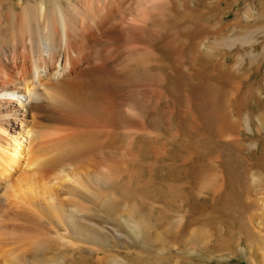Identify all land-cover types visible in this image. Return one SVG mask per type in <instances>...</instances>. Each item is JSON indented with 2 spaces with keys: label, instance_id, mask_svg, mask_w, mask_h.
Instances as JSON below:
<instances>
[{
  "label": "rangeland",
  "instance_id": "rangeland-1",
  "mask_svg": "<svg viewBox=\"0 0 264 264\" xmlns=\"http://www.w3.org/2000/svg\"><path fill=\"white\" fill-rule=\"evenodd\" d=\"M85 1L0 0V34L9 13L28 22L29 5L45 3L50 10ZM111 2L97 6L102 15L116 14V69H124L131 89L122 90L117 103L150 125L136 139L141 129L135 122L120 128L131 137L117 150L125 166L116 181V203L122 200L117 211L135 206V218L144 223L131 233L105 208L107 228L133 239L123 245L116 235L108 257L116 264H264V0H115L109 8ZM0 46V74L10 77L13 63L3 57L1 39ZM133 76L145 83L132 88ZM198 90L216 97L214 117L208 118ZM51 115L38 108L30 116L46 139L61 124ZM136 141L148 153L135 168ZM133 167L134 178H125ZM3 209L5 218L13 216ZM159 230L165 234L156 242ZM19 236L0 235V264L12 254L27 261L25 244L32 239ZM85 246L95 251L97 245ZM94 255L85 251V259L70 264H93Z\"/></svg>",
  "mask_w": 264,
  "mask_h": 264
},
{
  "label": "bare ground",
  "instance_id": "bare-ground-1",
  "mask_svg": "<svg viewBox=\"0 0 264 264\" xmlns=\"http://www.w3.org/2000/svg\"><path fill=\"white\" fill-rule=\"evenodd\" d=\"M103 1L86 0L82 9L29 5L28 22H17L9 13L7 28L0 34L3 57L13 63L10 77L0 74V235L32 239L25 244L27 261L12 254L4 264H70L73 258L85 259L88 250L95 253L93 264H116L106 248L116 246V235L123 245L133 239L107 228L105 208L113 212L110 220L121 218L131 233L143 226L144 219L135 218V206L117 211L122 200L116 203V181L125 167H120L117 150L131 137V132L120 131L127 126L123 123L139 126L136 139L145 136L142 132L147 133L150 121L127 115L117 103V95L129 87L124 69H116V40H120L116 14L102 15L97 5L106 6ZM131 79L132 88L145 83L137 76ZM198 91L207 103L208 118L214 117L216 97L208 90ZM38 108L51 111L50 118L61 122L52 139L30 120ZM145 153L143 143L136 141L131 158L135 168ZM136 170L125 178L132 180ZM19 183L26 188L17 189ZM6 206L13 216L4 217ZM164 234L157 231L155 241ZM86 244L97 245L96 250ZM145 264L163 263L145 260Z\"/></svg>",
  "mask_w": 264,
  "mask_h": 264
}]
</instances>
